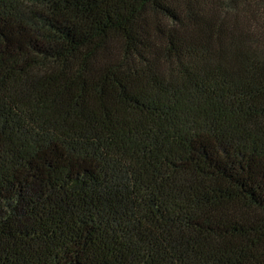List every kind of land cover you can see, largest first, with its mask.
Here are the masks:
<instances>
[{
	"label": "trees",
	"instance_id": "trees-1",
	"mask_svg": "<svg viewBox=\"0 0 264 264\" xmlns=\"http://www.w3.org/2000/svg\"><path fill=\"white\" fill-rule=\"evenodd\" d=\"M0 264H264V0H0Z\"/></svg>",
	"mask_w": 264,
	"mask_h": 264
}]
</instances>
